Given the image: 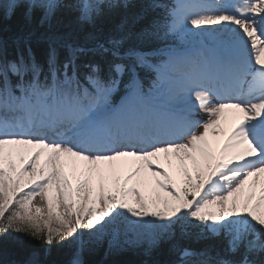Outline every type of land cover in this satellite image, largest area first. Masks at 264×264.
Returning a JSON list of instances; mask_svg holds the SVG:
<instances>
[{
    "label": "snow or ice",
    "instance_id": "obj_1",
    "mask_svg": "<svg viewBox=\"0 0 264 264\" xmlns=\"http://www.w3.org/2000/svg\"><path fill=\"white\" fill-rule=\"evenodd\" d=\"M19 2L8 0L9 16ZM103 3L79 0L80 21L93 22ZM28 4V16L45 10L41 23L56 7L55 0ZM151 6L164 15L138 34L160 42L149 50L124 49L130 34L122 26L104 41L90 37L91 46L42 37L44 63L31 35L16 39L25 51L13 60L0 41V235L49 247L73 241L82 250L84 232L112 228L115 238L123 225L145 236L150 252L177 230L186 237L196 229L201 239L223 237L225 254L174 246L172 264H264V0ZM89 54L106 68L81 60ZM226 109L237 119L225 134ZM161 154L181 162L180 182ZM37 197L46 208L33 204ZM79 250L71 264H81Z\"/></svg>",
    "mask_w": 264,
    "mask_h": 264
},
{
    "label": "trees",
    "instance_id": "obj_2",
    "mask_svg": "<svg viewBox=\"0 0 264 264\" xmlns=\"http://www.w3.org/2000/svg\"><path fill=\"white\" fill-rule=\"evenodd\" d=\"M55 3L56 7L50 19L41 23L45 12L43 8H33L28 16L26 15L28 0H20L9 16L8 0H0V41L3 42V55L6 59H16L19 51H25L22 41L19 48L17 47L15 41L18 37L31 35L33 53L39 63H44L47 43L42 37L55 35L64 37L72 43L91 46L88 43L90 37L104 41L110 35L118 34L121 26L125 33L130 34V38L123 46L124 49L138 47L149 50L161 46L156 40L138 39L139 33L151 29L155 21L163 18L164 10L153 8L151 6L153 0H104L100 14L95 16L91 23L80 21L79 0H55ZM65 55L66 50L60 49L61 60ZM81 60H94L106 68L105 61L98 55L89 54ZM140 76L147 86L150 79L148 74L141 71ZM12 80L16 81V77H12ZM121 92L118 91L114 95L115 98ZM111 229H107L103 235L84 232L82 238L86 243L82 250H79L80 246L73 241L54 242L49 247L26 235L15 233L0 235V264H29L30 261H35V264H71L78 250L81 264H172L176 260V255L172 251L174 246L196 251L207 249L213 257L218 252L222 256L225 254L223 237L201 239L195 235L196 229L191 230L193 235L186 237H182L177 230L173 238L161 239L150 252L146 251L149 245L145 236L126 233L124 226L120 225L119 235L114 238ZM110 235L114 239L112 246L108 243Z\"/></svg>",
    "mask_w": 264,
    "mask_h": 264
},
{
    "label": "rangeland",
    "instance_id": "obj_3",
    "mask_svg": "<svg viewBox=\"0 0 264 264\" xmlns=\"http://www.w3.org/2000/svg\"><path fill=\"white\" fill-rule=\"evenodd\" d=\"M2 3V2H1ZM248 87H245V91L247 90ZM206 119V116H205ZM237 117L234 119L233 116L232 118L230 117H224L222 116L221 120H222V125L225 129V134L227 132V130L229 128H231L233 126V124L236 122ZM223 136L219 137V142H214L213 143V148L218 150L219 147L221 146L222 142H223ZM41 163H43V160H41ZM160 163L164 166V168H167L173 175V178L177 180V182H180V180L182 179V167L183 165L181 164V162L179 160H177L175 157H171L169 159H166L164 157V154H161L160 156ZM184 164H186V166L189 168L190 171H194V165L192 163V161H185ZM70 167V166H69ZM78 174V173H77ZM124 173H121V175H123ZM68 175L70 176V178H73V182H75L74 176H73V171L72 168L70 167V171L68 173ZM262 181H264V177L261 178ZM250 183V181H249ZM259 187L260 185L257 184L256 186V192L257 195L259 194ZM244 193H247L249 191L248 188V184L245 185V188L243 189ZM34 205H44V202L42 200H40L39 197H37L34 201H33ZM46 208V205H44Z\"/></svg>",
    "mask_w": 264,
    "mask_h": 264
},
{
    "label": "bare ground",
    "instance_id": "obj_4",
    "mask_svg": "<svg viewBox=\"0 0 264 264\" xmlns=\"http://www.w3.org/2000/svg\"><path fill=\"white\" fill-rule=\"evenodd\" d=\"M232 116H233L234 119L237 117V116L235 115L234 110L226 109V110H225V113H224V117H225V118H226V117H230V118H232ZM65 171H66L67 173H69V171H70V167H69V166L66 167V168H65Z\"/></svg>",
    "mask_w": 264,
    "mask_h": 264
}]
</instances>
